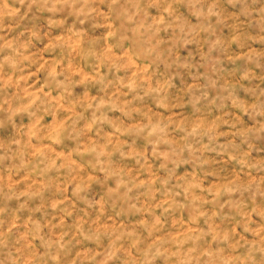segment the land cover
Masks as SVG:
<instances>
[{"label": "rangeland", "instance_id": "374dc122", "mask_svg": "<svg viewBox=\"0 0 264 264\" xmlns=\"http://www.w3.org/2000/svg\"><path fill=\"white\" fill-rule=\"evenodd\" d=\"M0 264H264V0H0Z\"/></svg>", "mask_w": 264, "mask_h": 264}]
</instances>
